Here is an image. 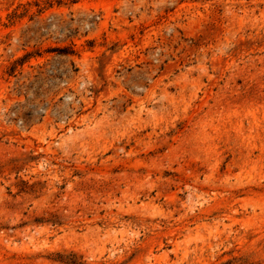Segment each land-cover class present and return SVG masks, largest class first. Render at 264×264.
Returning <instances> with one entry per match:
<instances>
[{
  "label": "rangeland",
  "instance_id": "obj_1",
  "mask_svg": "<svg viewBox=\"0 0 264 264\" xmlns=\"http://www.w3.org/2000/svg\"><path fill=\"white\" fill-rule=\"evenodd\" d=\"M0 264H264V0H0Z\"/></svg>",
  "mask_w": 264,
  "mask_h": 264
}]
</instances>
